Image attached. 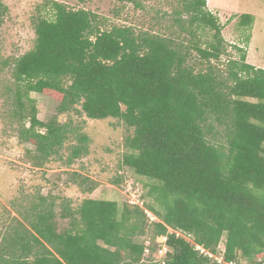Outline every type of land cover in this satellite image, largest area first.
Returning a JSON list of instances; mask_svg holds the SVG:
<instances>
[{"label":"trees","instance_id":"1","mask_svg":"<svg viewBox=\"0 0 264 264\" xmlns=\"http://www.w3.org/2000/svg\"><path fill=\"white\" fill-rule=\"evenodd\" d=\"M46 5L51 16L32 20V48L18 57L0 53V74L11 76L2 81L4 104L19 141L34 147L35 167L54 156L69 167L90 143L71 112L118 119L127 131L122 165L155 181L144 194L154 203L144 205L157 219L126 202L84 197L73 206L37 193L1 233L0 264H216L194 244L216 254L223 238L226 262L262 264L264 68L247 63L236 45L239 57L221 67L223 26L206 0H178L166 33L107 26L93 11L56 0ZM7 11L0 0V26ZM251 23V15L240 17ZM201 27L210 38L201 39ZM31 93L53 98L57 115L68 117L42 121ZM72 182L83 194L98 186L76 173ZM162 235L167 250L154 261Z\"/></svg>","mask_w":264,"mask_h":264},{"label":"rangeland","instance_id":"2","mask_svg":"<svg viewBox=\"0 0 264 264\" xmlns=\"http://www.w3.org/2000/svg\"><path fill=\"white\" fill-rule=\"evenodd\" d=\"M8 8L0 26V53L2 57H18L30 50L34 42L32 20L41 14L50 17L46 2L48 0H1ZM72 8H85L104 18L106 25H131L135 29H149L167 32L165 28L172 22L178 0H56ZM207 9L219 20L222 35L227 44V54L222 56L221 67L228 59H237L239 51L233 45L244 49L246 61L255 67L264 68V0H206ZM244 14L252 16L248 26L240 24ZM201 39L211 37L212 31L206 28L198 30ZM195 52H193V55ZM11 79L9 72L0 74V235L13 217L27 205L34 195H52L71 199L72 205H78L84 197L117 201L124 203L120 191L124 180H135L143 187L145 193L153 180L134 174L122 165L125 153L123 138L127 131L122 122L115 118L93 120L84 114L71 112L73 121L83 123V131L90 137L89 153L66 167L53 157L42 167L31 163L28 151L34 147L19 141L16 122L10 121L8 104H4L3 83ZM3 81V83H2ZM38 108L37 117L42 121L56 116L59 121L68 117L57 115V103L49 97L31 93ZM74 173L83 175L97 183L91 194L80 192L72 182ZM117 176H123V182L113 183ZM79 180V179H78ZM77 181V180H76ZM145 201L154 203L146 195ZM59 227L67 225L66 220L57 219ZM139 240V238H138ZM219 245L224 248V238ZM157 242L163 244L162 238ZM223 247V248H222ZM154 261L161 259V253L153 255ZM157 263V262H156Z\"/></svg>","mask_w":264,"mask_h":264},{"label":"built area","instance_id":"3","mask_svg":"<svg viewBox=\"0 0 264 264\" xmlns=\"http://www.w3.org/2000/svg\"><path fill=\"white\" fill-rule=\"evenodd\" d=\"M121 187L124 188L123 191H120L122 196H123L124 202H126L129 205H136V206H139L140 208H142L143 211L145 212V214L147 215V217L149 218V221H154L157 219V217L151 211H149L144 205L145 191L139 182H136L135 180H132V179L131 180H124V182L121 184ZM169 232H174L176 236H183L187 239H190L189 235L184 234L179 230H174L172 228H169ZM157 238H162L164 243L166 241V235H162V236H159ZM157 238H156V242H157ZM144 243H145V249H144L143 259H145L146 257H148L150 255V247H149L150 241H149V239H146L144 241ZM164 243L163 244L158 243L159 246H158L157 252L153 253V255L156 253H161V258L163 257V255L165 254V252L167 250V247L165 246ZM221 243H222V241H220L219 245ZM219 245L217 246L218 253H216V254L208 251L202 245L197 244V243L194 244V248H195V250L199 251L204 256H207L212 261L216 262V264H250V263H247L245 261L238 262V261H234V260L226 262L223 258V254H224L225 250L222 247L223 251L221 252V249H219ZM158 260H160V259H158ZM258 260H261V259H258ZM262 264H264V262H262Z\"/></svg>","mask_w":264,"mask_h":264},{"label":"bare ground","instance_id":"4","mask_svg":"<svg viewBox=\"0 0 264 264\" xmlns=\"http://www.w3.org/2000/svg\"><path fill=\"white\" fill-rule=\"evenodd\" d=\"M210 1V0H209ZM215 1V0H214Z\"/></svg>","mask_w":264,"mask_h":264}]
</instances>
